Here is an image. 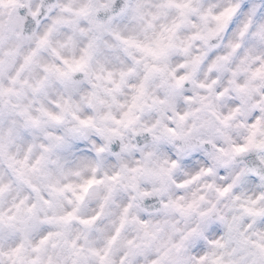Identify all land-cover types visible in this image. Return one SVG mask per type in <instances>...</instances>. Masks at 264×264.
<instances>
[{"label":"clouds","instance_id":"obj_1","mask_svg":"<svg viewBox=\"0 0 264 264\" xmlns=\"http://www.w3.org/2000/svg\"><path fill=\"white\" fill-rule=\"evenodd\" d=\"M0 264H264V0H0Z\"/></svg>","mask_w":264,"mask_h":264}]
</instances>
